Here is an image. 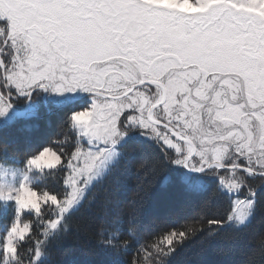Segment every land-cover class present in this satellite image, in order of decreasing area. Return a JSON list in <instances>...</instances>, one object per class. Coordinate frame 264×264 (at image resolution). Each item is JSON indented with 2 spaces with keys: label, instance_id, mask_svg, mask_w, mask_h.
<instances>
[{
  "label": "snow or ice",
  "instance_id": "snow-or-ice-1",
  "mask_svg": "<svg viewBox=\"0 0 264 264\" xmlns=\"http://www.w3.org/2000/svg\"><path fill=\"white\" fill-rule=\"evenodd\" d=\"M35 89L92 95L89 107L70 116L88 143L78 142L67 158L44 147L27 160L29 168L64 164L63 199L26 183L14 196L0 193L15 200L18 216L31 210L41 217L42 204L56 206L54 217L42 219L44 236L141 137L160 148L152 173L163 177L162 187L190 199L202 196L212 177L239 193L246 176L264 177V0H0V117L14 95L31 99ZM152 187L138 186L130 237L153 213ZM255 196L248 187L227 220H190L163 231L152 245L155 264H167L206 227L242 224ZM170 215L158 216L167 223ZM30 231L19 219L8 229L0 264H24L16 241ZM114 238L100 243L117 248ZM42 243L34 240L27 264L39 261Z\"/></svg>",
  "mask_w": 264,
  "mask_h": 264
},
{
  "label": "trees",
  "instance_id": "trees-1",
  "mask_svg": "<svg viewBox=\"0 0 264 264\" xmlns=\"http://www.w3.org/2000/svg\"><path fill=\"white\" fill-rule=\"evenodd\" d=\"M85 91L77 89L72 94L44 92L35 89L32 98L14 95L13 106L19 110L30 103V117L20 116L12 110L0 117V160L10 164L25 165L28 158L44 147H50L67 158L80 139L70 116L74 111L91 105L92 95L59 108L67 98H74ZM62 101L63 99H65ZM159 146L141 137L137 142L125 145L121 157L108 168L82 195L80 203L64 214L57 229L44 236L43 218L54 217L56 206L42 207L41 217L35 212L24 214L31 231L25 240L16 244L24 258L31 260L28 249L36 239H42V255L35 264H155L152 245L169 227H180L185 221L207 219L227 220L232 214L235 196L247 197V188L255 192V210L249 221L242 225L228 221L222 226L206 227L192 239L185 241L167 259V264H264V177L246 176V186L239 193H229L217 181L208 177V186L200 197L184 198L173 193V187L164 188L163 177L154 176L152 164L159 154ZM67 168L60 164L36 175L33 188L58 196L61 200L67 192L64 179ZM152 184L150 190L153 213L145 216L142 226L128 235V220L133 208L132 200L141 184ZM15 203H0V228L3 235L17 221ZM170 215L167 223L158 215ZM212 230L214 234L208 236ZM117 238L113 245L100 243L101 239ZM128 240L127 247L123 241ZM10 264H19L13 261Z\"/></svg>",
  "mask_w": 264,
  "mask_h": 264
},
{
  "label": "rangeland",
  "instance_id": "rangeland-1",
  "mask_svg": "<svg viewBox=\"0 0 264 264\" xmlns=\"http://www.w3.org/2000/svg\"><path fill=\"white\" fill-rule=\"evenodd\" d=\"M43 90V89H42ZM44 92H48L49 90H43ZM69 94H72V92H70ZM67 99H72V98H67ZM66 100L63 99L62 101ZM91 103H92V100H91ZM30 103H28V106H26L24 109L22 110H27V111H31L29 108H30ZM19 110V109H18ZM32 113V112H31ZM77 128V127H76ZM79 134H80V139H79V142L83 143V144H87L88 143V139L87 137H84L82 134H81V131L79 128H77ZM54 150V149H53ZM55 151V150H54ZM58 154H60L59 152H57ZM62 164V163H61ZM60 164L58 165H55L53 167H42V168H29L27 166V162L25 165H17V164H10V163H7L5 161H2L0 160V193H12V195L14 196L16 194V191L20 188V185L22 183H26L28 184L29 186H31L33 188V182L37 181L39 178L36 177V175L44 170H48V169H51V168H55L57 166H59ZM108 169H106L107 171ZM105 171V172H106ZM103 175V174H102ZM101 175V176H102ZM100 176H98L97 178L93 179L91 181V183L89 185H87L82 193V195L85 193V191L99 178ZM34 189V188H33ZM35 190V189H34ZM82 198V196H81ZM81 198L68 210L70 211L71 209H73L74 207H76L80 201H81ZM248 197H240V196H235L234 199H233V206H234V201L236 199H247ZM14 202L15 203V212H16V202L14 199H11V198H8V199H5V198H2L0 197V203H3L5 204V206H7L10 202ZM46 205H49V204H42V207H45ZM256 205V204H255ZM255 205L254 207L251 209L250 211V214L248 215L247 219L242 223H246L247 221H249L254 213V210H255ZM67 211V212H68ZM29 212H33L31 210H25L23 213L18 214L16 213V218L17 220L19 219L21 225H23L24 223L27 224V222L25 221L24 219V214L25 213H29ZM232 221L235 222V224L237 225H242L241 223H238L235 219H233ZM17 222V221H16ZM5 229H2L0 228V242H2L3 240V237L6 236V235H3V231Z\"/></svg>",
  "mask_w": 264,
  "mask_h": 264
},
{
  "label": "water",
  "instance_id": "water-1",
  "mask_svg": "<svg viewBox=\"0 0 264 264\" xmlns=\"http://www.w3.org/2000/svg\"><path fill=\"white\" fill-rule=\"evenodd\" d=\"M87 95H91V94L88 93V92H84V93H82V94H80V95H78V96H76V97L64 102L62 105L59 106V108L67 106V105H69V104H71L73 102L79 101V100H81L82 98H84ZM12 110H14V112L16 114L20 115V116L30 117V116L34 115V113H31V112H29L27 110H18L14 106L12 107Z\"/></svg>",
  "mask_w": 264,
  "mask_h": 264
}]
</instances>
